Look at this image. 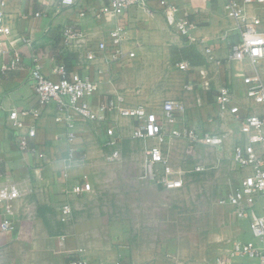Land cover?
<instances>
[{"label": "crops", "instance_id": "0c3cea01", "mask_svg": "<svg viewBox=\"0 0 264 264\" xmlns=\"http://www.w3.org/2000/svg\"><path fill=\"white\" fill-rule=\"evenodd\" d=\"M171 1L180 8L174 17L165 10L162 0H148L147 5H136L126 12L122 18L125 28V56L116 62H107L113 53L107 34L116 25L117 19L111 13L99 14L108 4V0H75L74 4H63L61 0H11L8 3L7 22L13 30V35L8 49L0 54V59L2 62H8L12 59L13 52L18 50L22 62L20 68L15 70L0 69V117L4 123L0 130L1 173L2 178L21 183L27 192L14 201L13 229L0 231V264H67L69 255L82 245L86 248V257L90 264H216L217 246L229 248L223 254L229 253L234 242L228 246L229 239L225 240L224 236H220L208 240L210 253L207 256L200 255L191 262L177 258L175 251L146 255L144 253L141 256L139 252L128 254L124 249L118 251L112 260L104 259L101 251L104 246L100 244L94 249L95 242L89 239V232L95 234L101 227L95 223L89 224L87 229L82 228L88 219L84 209L85 200L97 199L98 196L93 174L82 173L83 175L77 178L72 168L86 164L92 167L96 164V160H88L92 158L90 154L95 155L98 151L103 154L105 141L109 139L106 133L108 126L116 128L119 135L116 147L122 151L120 146L132 137L137 121L116 112L109 113L105 121L82 123L77 138L70 143L64 122L57 120L59 111L56 102H51L36 121V135L26 152H23L19 148L18 137L19 133H27L28 130L26 127L22 130L11 128L8 118L12 110L21 111L36 104L34 80L31 75L35 56L41 60L46 75L54 79L60 77L55 69L60 61L57 53L62 45V29L66 25H78L91 39L93 47L97 48L101 41H107L109 44L108 50L101 53L95 61L79 68L82 75L101 83L99 93L91 99L93 105L103 97L112 98L122 94L128 106L144 105L149 118L168 129L189 126L196 127L203 133L219 134L224 139L221 147L198 145L193 153L196 157L200 156L201 152L198 150L201 147H205L203 150L206 151L214 150L216 154L210 155H215V164L229 168L227 157L235 163L234 148L237 145L250 144L251 131L234 115L223 114L219 110L216 95L221 85L230 83L237 91L238 100L245 112H262V105H254L245 97L242 76L253 72L254 67H249L248 63L244 62L227 61L231 46L240 40V29L236 20L227 13L225 0ZM37 11L42 15L35 16ZM249 12L261 18L260 30L264 33V4L251 5ZM183 14H188L191 20L197 22L191 40L176 29L175 21L178 15ZM207 47L211 49L210 53L206 52ZM131 52L134 53L133 56L129 55ZM66 54L74 56L73 70L77 65L78 54L76 51H66L63 58ZM61 61L64 63L63 59ZM181 62H187L188 68L181 69L178 66ZM263 62L264 60L257 68L264 77ZM168 99L181 101L186 106V111L178 114L177 121L173 124H168L163 116L162 107ZM29 124H32L31 117L27 118V126ZM176 139L178 138H168L163 149L171 166L182 175L185 167L170 159L180 142ZM188 143L189 146L190 142ZM152 144L153 141L149 140L147 148ZM254 146L264 156V148L258 143ZM65 150L67 157L63 158V161L69 174L67 178L62 179L57 176L54 168L57 158H61L58 153ZM76 152L85 157L79 163L75 161ZM182 152L184 156V149ZM197 166L202 168L201 165ZM197 166L194 170H197ZM237 167L240 170V180L230 191L238 187L251 172V169L238 165ZM228 172L229 170L224 173L225 179ZM84 180L92 183L93 193L77 195L71 191L74 185ZM40 185L46 186L41 189L44 193H40ZM65 204H70L73 210L71 220L66 222L61 220L62 207ZM41 205L50 212L54 206L57 214H42ZM225 205L232 208L231 220L238 221L240 227L247 232L246 239L237 241L249 240L251 231L248 218L239 217L233 206ZM9 209L8 205L0 208L3 212ZM212 218L215 221V217ZM1 221L0 215V224ZM61 228L64 233L58 234ZM23 234L27 238H24ZM233 264L250 262L237 258Z\"/></svg>", "mask_w": 264, "mask_h": 264}, {"label": "built area", "instance_id": "2783aa9c", "mask_svg": "<svg viewBox=\"0 0 264 264\" xmlns=\"http://www.w3.org/2000/svg\"><path fill=\"white\" fill-rule=\"evenodd\" d=\"M11 0H0V54L6 51L9 46L13 30L7 22V5ZM164 8L171 17L177 15L180 8L171 0H162ZM63 4H74L75 0H61ZM148 0H108L99 14L111 13L117 19L116 25L108 32L107 37L111 41L112 56L107 62H116L124 58V32L122 18L128 10L136 5H147ZM264 4V0H225L227 13L236 20L240 29V40L231 46L228 54V63L248 61L254 71L242 76L245 85V97L254 105H262V112L244 110L237 96V91L230 83L220 86L216 95V104L219 110L234 115L242 124L251 131L250 144L237 145L234 148V162L242 167L251 169L241 181L240 185L231 190L226 197L219 200L221 204H229L236 209L237 215L241 218H248L251 237L247 241H235L229 253L219 255L216 264H233L237 258L246 259L250 264H264V156L259 153L254 144L258 143L264 148V77L257 68L264 60V33L260 30L261 18L257 14H251V5ZM41 12H35V16H41ZM177 31L192 39V31L196 28L197 22L189 18L188 14L178 15L175 21ZM203 41V40H202ZM31 44V41L27 39ZM107 41H101L98 47L91 45V39L78 25H66L62 29V45L57 53L60 59L56 67L60 75L54 79L43 71L41 60L35 56L31 69L34 80V93L36 104L21 111L12 110L8 116L10 126L16 130L26 127L27 133H19L18 141L21 151L26 152L36 135L35 124L41 117L42 111L51 102H56L59 115L58 121H63L67 138L73 143L78 136L79 127L82 123L105 121L107 114L116 112L121 116L131 117L137 121L132 137L137 139L152 140L153 144L147 149L146 171L148 176L164 185L167 188H180L184 185V179L180 171L174 169L169 163L168 156L164 152V144L170 137L181 138L190 142L189 151L193 153L198 145H212L221 147L224 139L219 134L203 133L196 127L175 126L167 128L158 124L156 120L150 119L144 105L128 106L124 95L119 94L112 98L103 97L93 105L92 97L96 96L101 83L89 76L82 75L79 68L85 67L89 62L95 61L101 53L108 50ZM66 51H76L78 61L76 68L67 71L62 60ZM210 53L211 49L206 48ZM133 56L134 53L129 54ZM22 56L20 51L15 50L13 57L8 62L0 59V69L3 71L20 68ZM181 69H187V62L178 63ZM163 116L168 124L176 123L177 115L186 111L183 102L168 99L163 104ZM162 116V117H163ZM32 118V124L27 126V118ZM3 120L0 117V130L3 128ZM106 133L109 137L105 141L106 157L109 161L120 160V151L116 147L119 139L116 128L108 126ZM1 150V149H0ZM201 167H197L200 170ZM0 163V208L9 206V210H0L2 221L0 231L5 232L13 229L14 201L21 198L27 192L21 183L9 178H2ZM77 195L94 192V187L89 180L74 185L71 190ZM63 221L72 218V206L65 204L62 207ZM86 248L82 245L73 251L68 258L67 264H90L86 257ZM106 264V263H104ZM117 264H121L117 262Z\"/></svg>", "mask_w": 264, "mask_h": 264}, {"label": "rangeland", "instance_id": "374dc122", "mask_svg": "<svg viewBox=\"0 0 264 264\" xmlns=\"http://www.w3.org/2000/svg\"><path fill=\"white\" fill-rule=\"evenodd\" d=\"M244 63L253 67L248 61ZM176 140L180 142L170 159L185 167L182 172L184 185L180 189H167L148 176L147 139L128 138L120 146V160L109 161L105 153L108 149L105 148L103 154L99 151L95 155L90 154L92 158L88 161L96 160L92 167L86 164L70 169L77 178L82 173L93 174L98 196L97 199L85 200L84 209L90 220L87 219L82 228L87 229L89 224L95 223L101 227L95 234L89 232V239L95 242L94 249L100 244L104 246L101 247L104 259L112 260L118 251L124 249L128 254L139 252L141 256L144 253L175 251L177 258L191 262L200 255L207 256L210 253L208 240L211 237L224 236L225 240L228 238V246L242 238L246 239L247 232L240 227L238 221L231 220L232 208L219 202L227 196L226 192L231 187L239 183L240 170L237 165L228 157L226 162L229 168L216 165L215 155H210L216 153L214 150H203L205 147L198 150L201 155L196 157V154L189 151L187 140ZM66 154V150L58 153L61 158H57L54 168L57 176L62 179L69 174L63 161ZM83 156L76 152L75 161L81 162L85 158ZM197 165L202 166L199 171L194 170ZM227 170L229 172L225 179L224 173ZM44 187L46 186L38 187L40 193ZM77 201L81 203V200ZM52 207L53 211L50 212L41 205L40 212L47 215L54 213L55 216L57 209L54 211V206ZM99 214L101 215L98 216ZM55 220L57 221L56 217ZM59 230L58 234L64 233L62 228ZM23 236L27 238L25 234ZM227 250L229 248L217 246L216 258Z\"/></svg>", "mask_w": 264, "mask_h": 264}, {"label": "trees", "instance_id": "16d2710c", "mask_svg": "<svg viewBox=\"0 0 264 264\" xmlns=\"http://www.w3.org/2000/svg\"><path fill=\"white\" fill-rule=\"evenodd\" d=\"M62 59L64 61V65L67 69V71H72V64H73V60H74V56L72 54H66L63 58V55H62Z\"/></svg>", "mask_w": 264, "mask_h": 264}]
</instances>
